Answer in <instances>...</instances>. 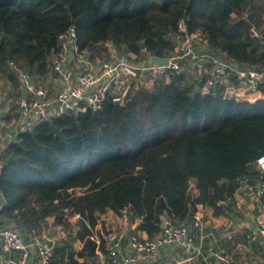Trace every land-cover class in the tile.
Segmentation results:
<instances>
[{"label":"trees","instance_id":"16d2710c","mask_svg":"<svg viewBox=\"0 0 264 264\" xmlns=\"http://www.w3.org/2000/svg\"><path fill=\"white\" fill-rule=\"evenodd\" d=\"M180 20L203 30L225 58L264 66V0H0V77L13 105L22 96L18 71L46 83L59 36L72 25L92 58L110 57L106 42L122 53L145 47L166 57ZM252 26L259 36L250 34ZM198 86L175 73L132 89L123 103L108 97L98 110L70 112L18 134L0 149V216L30 233H42L51 217L66 230L77 216L83 246L76 254L92 256L97 212L139 219L149 238L162 231L161 217L187 223L198 205L227 214L242 181L259 176L264 99L226 97L223 85L203 94ZM104 246L102 236L98 247L106 253Z\"/></svg>","mask_w":264,"mask_h":264},{"label":"built area","instance_id":"2783aa9c","mask_svg":"<svg viewBox=\"0 0 264 264\" xmlns=\"http://www.w3.org/2000/svg\"><path fill=\"white\" fill-rule=\"evenodd\" d=\"M249 32L259 36L254 26ZM174 41V50L166 56V64L149 63L152 55L145 47L140 49L139 55L125 51L121 58L116 54L92 58L80 48L76 28L70 26L59 36V51L52 57L46 83L37 84L29 72L18 71L22 96L16 101L13 112L0 116V129L10 127L17 136L32 131L41 121L88 108L98 110L108 97L113 103H121L132 89H149L159 81H168L175 73H185L196 86L199 84L198 89L203 94L212 92L216 85L227 84L232 77L244 82L252 92L264 87V66H244L225 58L209 47L203 30H189L184 20L178 22ZM3 165L4 160L0 159V175ZM254 166L259 179L252 193L260 199L264 198V153L256 158ZM200 220L196 212L187 223L175 224L165 219L162 231L153 238H142L124 230L108 231L104 247L110 264H147L139 256L130 255L126 247L146 259L174 243L181 244L188 253L201 255L204 264H242L213 245H209L206 252L200 250L190 230L191 226L199 227ZM255 225L246 237L264 243V220L257 216ZM58 235L64 236V231L60 230ZM31 249L37 256L35 264H50L54 238L31 232L30 240L26 242L15 225L0 229V264H26Z\"/></svg>","mask_w":264,"mask_h":264},{"label":"crops","instance_id":"0c3cea01","mask_svg":"<svg viewBox=\"0 0 264 264\" xmlns=\"http://www.w3.org/2000/svg\"><path fill=\"white\" fill-rule=\"evenodd\" d=\"M104 45L107 46L110 55L116 54L117 56V50L109 42ZM139 53H141V50L136 54L139 55ZM232 78L227 84L223 85L226 97L250 101L264 99V91L252 92L244 82L237 80L236 83H232ZM0 83H5L4 93L0 94V116H7L8 112L15 110L16 104H12V97L8 95L9 83L2 77H0ZM15 139L16 134L10 127L0 129V149ZM258 179L259 176L256 175L242 181L231 203V211L227 214L214 216L210 208L197 206L196 213L200 216L201 223L199 227L191 226L190 230L196 245L199 246L202 252H206L208 246L213 245L232 259L242 262V264H264V243L250 241L246 237L249 231L255 229V218L257 216L264 220V198L258 199L252 193ZM3 205L4 199L0 193V207H3ZM96 215V221L90 228V237L96 243L92 256H78L76 254L83 246V241L76 235L77 216L68 218L69 224L66 230L64 225L55 222L52 217L48 219V226L42 233L54 238V254L51 262L55 264H110L107 253L102 252L98 247L101 237L105 238L108 231L124 230L127 233L134 232L142 238L148 237L146 232L138 230L139 219L128 220L125 214L117 215L112 210L97 212ZM85 223L88 225V221ZM5 225L16 224L14 221L3 219L0 216V229ZM58 226L64 229V236L53 234L52 230ZM18 229L24 240L29 242L30 232L21 227H18ZM126 251L130 255L139 256L144 260L142 262L147 264H204L201 255L186 252L179 243L163 247L146 259L142 255L132 252L128 247H126ZM14 255L19 256V253L14 252ZM36 262L37 256L35 251L31 249L26 264H35Z\"/></svg>","mask_w":264,"mask_h":264},{"label":"water","instance_id":"95a60500","mask_svg":"<svg viewBox=\"0 0 264 264\" xmlns=\"http://www.w3.org/2000/svg\"><path fill=\"white\" fill-rule=\"evenodd\" d=\"M117 56L118 57H121L122 56V51H118L117 52ZM126 61V59H125ZM149 63H154L156 65H161V64H166L167 63V57H161V56H152L149 60H148ZM56 72L54 73V76H56ZM123 103V102H121ZM164 222H165V218L164 217H161V224L162 226L164 225Z\"/></svg>","mask_w":264,"mask_h":264},{"label":"rangeland","instance_id":"374dc122","mask_svg":"<svg viewBox=\"0 0 264 264\" xmlns=\"http://www.w3.org/2000/svg\"><path fill=\"white\" fill-rule=\"evenodd\" d=\"M4 85H5V83H3V84L0 83V94L1 95H2V93H4V89H5ZM60 230L64 231V229L61 226H58V227H55L52 231H53L54 235H58Z\"/></svg>","mask_w":264,"mask_h":264},{"label":"bare ground","instance_id":"6f19581e","mask_svg":"<svg viewBox=\"0 0 264 264\" xmlns=\"http://www.w3.org/2000/svg\"><path fill=\"white\" fill-rule=\"evenodd\" d=\"M118 52V51H117ZM122 55H123V53H122ZM118 57V56H117ZM122 57V56H121ZM121 57H118V58H121ZM124 60L126 59V58H123Z\"/></svg>","mask_w":264,"mask_h":264}]
</instances>
